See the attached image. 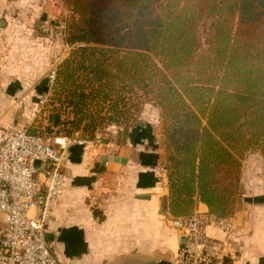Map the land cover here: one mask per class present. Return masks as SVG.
Segmentation results:
<instances>
[{
	"label": "trees",
	"instance_id": "obj_1",
	"mask_svg": "<svg viewBox=\"0 0 264 264\" xmlns=\"http://www.w3.org/2000/svg\"><path fill=\"white\" fill-rule=\"evenodd\" d=\"M60 1L72 50L28 132L92 138L151 104L169 188L163 209L189 216L197 196L209 214L232 218L244 155L264 160V0Z\"/></svg>",
	"mask_w": 264,
	"mask_h": 264
},
{
	"label": "crops",
	"instance_id": "obj_2",
	"mask_svg": "<svg viewBox=\"0 0 264 264\" xmlns=\"http://www.w3.org/2000/svg\"><path fill=\"white\" fill-rule=\"evenodd\" d=\"M20 1L0 0V134L17 122L19 128L31 123L49 92L46 80L29 86L28 74L12 65L18 53L8 55L5 47L21 29L8 18ZM109 136L108 147L70 150L64 189L48 224L56 255L63 264H170L180 238L162 215L169 188L157 124L143 114L135 126ZM258 175L251 172L245 181L243 174L234 231L207 228L225 242L235 264H264V178ZM194 212H208L197 196ZM4 225L0 213V229Z\"/></svg>",
	"mask_w": 264,
	"mask_h": 264
},
{
	"label": "built area",
	"instance_id": "obj_3",
	"mask_svg": "<svg viewBox=\"0 0 264 264\" xmlns=\"http://www.w3.org/2000/svg\"><path fill=\"white\" fill-rule=\"evenodd\" d=\"M53 77L54 71L48 83ZM29 126L11 125L0 134V213L5 220L0 229V264H63L46 236L64 189L70 150L74 146L108 147L110 136L43 137L29 133ZM162 215L179 238H189L180 243L170 264H235L225 242L207 234L209 226L231 234L235 229L232 218L208 212L172 217L167 210Z\"/></svg>",
	"mask_w": 264,
	"mask_h": 264
},
{
	"label": "rangeland",
	"instance_id": "obj_4",
	"mask_svg": "<svg viewBox=\"0 0 264 264\" xmlns=\"http://www.w3.org/2000/svg\"><path fill=\"white\" fill-rule=\"evenodd\" d=\"M14 2H17V0H14ZM11 11L12 13L8 18L12 21L15 28L21 27V29H16V32L13 31L10 34L5 47H8V55H12L15 50L16 53H18L19 56L16 55L12 57V65L20 72L28 74V82H30L29 86L31 87L41 80H48L53 71L55 76L57 65L60 64L72 50V47L67 46L63 42V32L70 13L62 6L60 0H21ZM6 48L5 51H7ZM16 58L20 60L17 61ZM53 79L51 83L47 82L49 87L53 83ZM46 104H48L47 99L41 102L38 113H36L34 119L40 114L43 107L48 109V107L45 106ZM143 114L147 120L157 124L160 144L164 152L158 108L151 106V104H145L136 120L130 121V125L127 127L135 126ZM15 125H19V123L17 122L14 126ZM123 126L124 125L118 127L115 125H103L92 132L91 136L103 138L110 134L111 131ZM251 172L257 175L259 174V177L264 178V160L259 153L254 150L247 152L242 160L241 194L237 200L238 205L245 195L243 174L245 175L246 181V177L248 178Z\"/></svg>",
	"mask_w": 264,
	"mask_h": 264
},
{
	"label": "water",
	"instance_id": "obj_5",
	"mask_svg": "<svg viewBox=\"0 0 264 264\" xmlns=\"http://www.w3.org/2000/svg\"><path fill=\"white\" fill-rule=\"evenodd\" d=\"M38 163H36L37 165ZM46 240L49 241V242H52V238L50 235H47L46 236ZM189 241V238L188 237H181L180 238V243H185V242H188Z\"/></svg>",
	"mask_w": 264,
	"mask_h": 264
}]
</instances>
